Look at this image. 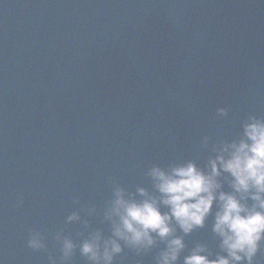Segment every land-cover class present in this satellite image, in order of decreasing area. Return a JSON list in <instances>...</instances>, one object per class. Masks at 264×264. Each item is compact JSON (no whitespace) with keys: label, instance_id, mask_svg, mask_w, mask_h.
Masks as SVG:
<instances>
[{"label":"water","instance_id":"95a60500","mask_svg":"<svg viewBox=\"0 0 264 264\" xmlns=\"http://www.w3.org/2000/svg\"><path fill=\"white\" fill-rule=\"evenodd\" d=\"M253 115L264 118V0H0V264H92L80 245L115 238L117 189L158 196L152 167L204 169ZM215 212L187 235L173 221L176 264L197 245L226 255ZM31 231L44 249L28 247ZM119 242L113 264H157L166 247Z\"/></svg>","mask_w":264,"mask_h":264},{"label":"clouds","instance_id":"9594fccd","mask_svg":"<svg viewBox=\"0 0 264 264\" xmlns=\"http://www.w3.org/2000/svg\"><path fill=\"white\" fill-rule=\"evenodd\" d=\"M221 115L227 109L219 108ZM242 135L231 143L215 147L205 168L189 161L164 170L152 167L151 176L157 195L138 188L143 200L125 199L117 189L109 216L118 219L113 225V237L101 240L99 233L80 245L81 255L92 264H113L114 257L123 251L119 241L137 254L151 249L156 237L166 242L157 264H176L185 245L182 236H175L173 221L187 235L202 228L216 205L213 232L220 237V248L226 255H205L204 245H197L184 256V264H256L254 258L264 244V118L249 116L242 124ZM227 181L231 191L223 190ZM252 201L251 204L248 201ZM161 205L167 211L161 210ZM78 219L76 214L68 220ZM59 239V237H57ZM28 247H46L39 231H31ZM76 245L65 238L61 258L67 260ZM49 264H57L49 256Z\"/></svg>","mask_w":264,"mask_h":264}]
</instances>
